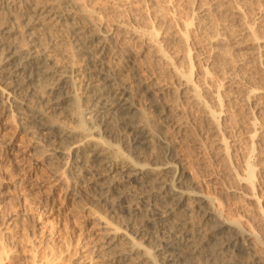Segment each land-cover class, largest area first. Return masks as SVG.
<instances>
[{"label": "bare ground", "instance_id": "1", "mask_svg": "<svg viewBox=\"0 0 264 264\" xmlns=\"http://www.w3.org/2000/svg\"><path fill=\"white\" fill-rule=\"evenodd\" d=\"M68 2L0 0V150L24 173L26 190L43 200L56 191L79 202L86 192L97 195L107 213L87 208L95 254L83 258L104 264H264V221L256 214L262 194L251 197L264 162L257 168L244 158L242 177L227 169L213 178H238L232 189L214 182L224 196L239 197L245 189L240 215L219 208L200 176L186 171L184 141H199L180 114L179 98L199 105L210 121L205 128L219 145L214 156L227 162L231 153L215 123L218 89L206 85L213 98L206 104L188 77L177 83L178 97L172 90L165 99L166 83L136 76V54L116 49L83 7ZM208 13L201 9L199 25ZM126 32L144 35L134 28ZM255 90L241 85V100L255 101ZM147 97L154 111L145 105ZM253 104L260 116L264 103ZM253 120L250 141H264V122L258 129ZM10 124L16 133L7 132ZM40 161L49 168L47 177L34 171ZM92 197L80 207L92 206ZM149 229L153 248L143 242Z\"/></svg>", "mask_w": 264, "mask_h": 264}, {"label": "rangeland", "instance_id": "2", "mask_svg": "<svg viewBox=\"0 0 264 264\" xmlns=\"http://www.w3.org/2000/svg\"><path fill=\"white\" fill-rule=\"evenodd\" d=\"M68 3L83 7L99 28L109 33L116 49L136 54V76L147 82L166 83L170 91L165 99L172 90L178 97L177 83L188 77L206 104L213 103V98L204 91L206 85L212 92L218 89L215 123L220 129L218 135L225 136L229 144L231 155L228 152L230 156L226 159L230 162L227 160L226 165V160L214 156L219 145L205 128L210 121L199 105L179 98L180 114L191 122L190 132L199 141L195 144L187 137L184 141L190 161L186 171L200 176L202 189L215 197L219 208L227 206L240 215L246 203L242 197L245 189H239V197H233L222 195L218 186L222 182L224 188L229 185L235 188L232 185L238 178L225 182L219 179L227 169L234 177H242V159H250L255 167L264 162V152H261L264 141H250L251 121L255 119L258 129L264 122V112L262 116L257 115L253 104L264 103V0H70ZM212 6L216 9L212 10ZM201 9L208 10L209 17L204 21L207 23L199 25ZM3 17L1 12L0 21ZM130 28L144 35L132 37L126 32ZM242 28L248 30L244 32ZM229 78L237 82L227 85ZM241 85L255 87V101L246 104L241 100ZM145 105L155 110L148 97ZM4 117L0 116V125ZM6 130L16 133L11 124ZM252 146L254 154L248 155ZM17 166L0 150V264H104L82 257L85 253L89 257L95 254L89 235L92 225L88 221L89 211L107 213L103 203L98 205L97 195L86 192L87 198L93 196L96 202L92 206L86 204L85 209L80 206L82 200L88 202L87 198L81 202L71 200L62 191L54 192L50 200H43L26 190L25 175ZM35 166L34 171L39 175L50 174L45 162ZM237 170L242 175L236 176L240 174ZM261 173L256 172L251 197L262 194L256 214L264 221V172ZM150 238L149 229L143 242L153 248Z\"/></svg>", "mask_w": 264, "mask_h": 264}]
</instances>
